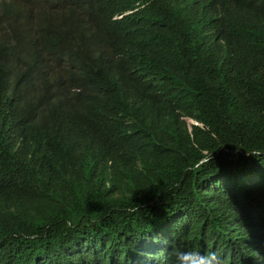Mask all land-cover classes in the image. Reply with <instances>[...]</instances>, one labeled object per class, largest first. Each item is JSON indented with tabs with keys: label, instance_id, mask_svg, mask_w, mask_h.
Masks as SVG:
<instances>
[{
	"label": "trees",
	"instance_id": "obj_1",
	"mask_svg": "<svg viewBox=\"0 0 264 264\" xmlns=\"http://www.w3.org/2000/svg\"><path fill=\"white\" fill-rule=\"evenodd\" d=\"M12 1L0 264H264V0Z\"/></svg>",
	"mask_w": 264,
	"mask_h": 264
},
{
	"label": "clouds",
	"instance_id": "obj_2",
	"mask_svg": "<svg viewBox=\"0 0 264 264\" xmlns=\"http://www.w3.org/2000/svg\"><path fill=\"white\" fill-rule=\"evenodd\" d=\"M12 0H0V13L9 8L12 5ZM252 35H255L252 33ZM251 87V86H250ZM252 89V88H251ZM188 120H190L192 123H189ZM185 122L188 124L189 131L191 130V126H200L201 124L195 122L194 120L190 118H186ZM256 220L257 230L253 231L249 235V243L253 248H261L264 246V213H256V214H249L247 218L241 219L239 217L238 221L232 225L231 228L234 230L243 229L248 224L253 223V219ZM167 230H164V233H166ZM148 235L146 234V237ZM163 237H159V239L153 241L152 239L146 243L147 250L149 249L155 254H158L163 251L162 246L160 242L162 241ZM174 264H191V259H200L206 264H223V258L216 253L214 250L208 251V252H200L196 251V248L190 247L187 249H176L174 250ZM161 257H164L165 255H160ZM191 258V259H190ZM142 264V262H141ZM161 264H169L165 263L164 261L161 262Z\"/></svg>",
	"mask_w": 264,
	"mask_h": 264
},
{
	"label": "rangeland",
	"instance_id": "obj_3",
	"mask_svg": "<svg viewBox=\"0 0 264 264\" xmlns=\"http://www.w3.org/2000/svg\"><path fill=\"white\" fill-rule=\"evenodd\" d=\"M189 123H192L190 120H188Z\"/></svg>",
	"mask_w": 264,
	"mask_h": 264
}]
</instances>
